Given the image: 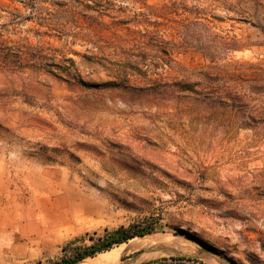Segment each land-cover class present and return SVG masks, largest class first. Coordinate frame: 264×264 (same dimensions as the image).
Masks as SVG:
<instances>
[{
    "label": "rangeland",
    "instance_id": "obj_1",
    "mask_svg": "<svg viewBox=\"0 0 264 264\" xmlns=\"http://www.w3.org/2000/svg\"><path fill=\"white\" fill-rule=\"evenodd\" d=\"M257 8L254 0H0V264L70 259L120 228L194 248L127 242L117 257L79 264L177 256L264 264ZM226 65L240 81L222 76ZM254 76L257 92L245 81Z\"/></svg>",
    "mask_w": 264,
    "mask_h": 264
},
{
    "label": "trees",
    "instance_id": "obj_2",
    "mask_svg": "<svg viewBox=\"0 0 264 264\" xmlns=\"http://www.w3.org/2000/svg\"><path fill=\"white\" fill-rule=\"evenodd\" d=\"M257 9L254 10L252 13V18L256 23V27L261 30V32L264 34V28L260 24V8L262 6L263 1L262 0H254ZM262 20V19H261ZM226 46V45H225ZM207 50L210 48H206ZM205 48L202 49V51L206 50ZM224 49L227 50L226 47ZM172 61V60H171ZM253 66V65H252ZM230 66H222L219 72L222 73V76H227L229 78L230 83H236L237 81H240V78L242 75H238L237 71H234L233 69H229ZM245 81L246 83L253 84V87H250L249 90L252 92H257V87L260 86L259 84L262 82L261 78H258L256 76L254 77H246ZM264 81V80H263ZM192 91L194 94L195 91L193 89L189 90ZM229 91V95H235L236 89L231 88ZM198 95V94H197ZM232 101V98L228 99ZM152 232L149 229L141 228V229H123L120 228L116 231H113L104 237L93 241V244L89 247H85L78 253H75V255L70 259H62L59 262L53 263V264H77L81 261L87 259V258H93L98 254L104 253L106 251H110L114 247H117L121 244H125L129 242L132 239L135 238H143L147 235H150ZM144 264H202L201 262L197 261L196 259L192 257H169V258H161L155 261H151Z\"/></svg>",
    "mask_w": 264,
    "mask_h": 264
},
{
    "label": "bare ground",
    "instance_id": "obj_3",
    "mask_svg": "<svg viewBox=\"0 0 264 264\" xmlns=\"http://www.w3.org/2000/svg\"><path fill=\"white\" fill-rule=\"evenodd\" d=\"M74 212H76V211H74ZM78 219H80V218H78ZM79 222H80V220H79ZM60 225H71V222H69V221H67V219L63 218V220L60 222ZM128 243H130V245H129L130 246V249H132V248L134 249L136 247L138 248V246H140V247H152V246H158V247H160V246H164V247H167L169 249H173L176 252L189 253V254H190V252L194 248V245L192 247V246H190L187 243V241H185V240H183V239H181L179 237H174L171 234L156 235V236L148 237V238L147 237H145V238H135V239L130 240ZM189 243H191V242H189ZM126 245L125 244H121V245H119V246L111 249L110 251H106L104 253L99 254L98 256L103 257V258H108V257L113 258V257H117L123 250L127 249V248H125ZM161 256H163V254L162 253L161 254L158 253V254H153V255L146 256L145 258L143 257V259L146 260V258H148L150 260L151 258H157V257H161ZM87 260H89V259H87ZM208 260H209V262L212 261V260L210 261L209 258H208ZM107 263H109V262H107ZM83 264H84V262H83Z\"/></svg>",
    "mask_w": 264,
    "mask_h": 264
},
{
    "label": "crops",
    "instance_id": "obj_4",
    "mask_svg": "<svg viewBox=\"0 0 264 264\" xmlns=\"http://www.w3.org/2000/svg\"><path fill=\"white\" fill-rule=\"evenodd\" d=\"M175 253V252H174ZM177 257H182V256H177ZM216 261V260H215Z\"/></svg>",
    "mask_w": 264,
    "mask_h": 264
}]
</instances>
